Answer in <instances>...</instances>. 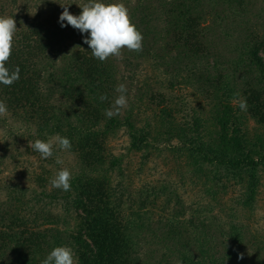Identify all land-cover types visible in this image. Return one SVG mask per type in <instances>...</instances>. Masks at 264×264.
I'll list each match as a JSON object with an SVG mask.
<instances>
[{
  "label": "trees",
  "instance_id": "obj_1",
  "mask_svg": "<svg viewBox=\"0 0 264 264\" xmlns=\"http://www.w3.org/2000/svg\"><path fill=\"white\" fill-rule=\"evenodd\" d=\"M206 1L220 7L205 12ZM244 1L158 0L160 15L133 22L143 35V48L125 49L124 74L115 56L100 61L92 55L84 43L89 33L61 27L64 7L79 15L89 0H0V15L12 16L17 25L6 67L20 69L18 81L0 84V100L9 116L25 125L32 143L59 135L72 144L70 150L54 148L52 157L41 160L46 164L40 173L29 177L38 192L28 186L27 194L12 178L0 181V264H42L62 245L73 249L78 264H170L169 251L177 264H264L259 252L264 244L254 255L248 251L249 225L236 215L253 211L264 176V55H259L264 54V34L251 25L233 38L218 26L223 37L235 40L224 55L213 42L220 34L205 23L207 14L220 17L226 5L244 10ZM104 2L128 7L131 0ZM135 9H128L131 16ZM158 18L162 24L153 23ZM141 58L150 71L141 69ZM137 72L146 81L131 94ZM153 81L156 88L150 87ZM120 84L127 88V107L108 118L105 110L120 95ZM242 99L246 111L238 106ZM121 130L128 150L141 152L142 159L168 149L183 176L221 207L228 190L235 193L227 205L233 211L228 219L205 213L210 210L206 204L197 205L186 219L182 206L171 208L170 216L162 213L153 223L156 212L150 205L156 200L146 198L149 193L122 200L124 191H117L111 173H121L123 159L109 145ZM63 155L77 164L67 192L51 186L55 173L46 168L50 163L57 167L55 158ZM151 228L159 237L154 242L162 245L158 261L140 255L139 231ZM161 231L164 236H158Z\"/></svg>",
  "mask_w": 264,
  "mask_h": 264
},
{
  "label": "rangeland",
  "instance_id": "obj_2",
  "mask_svg": "<svg viewBox=\"0 0 264 264\" xmlns=\"http://www.w3.org/2000/svg\"><path fill=\"white\" fill-rule=\"evenodd\" d=\"M244 3V10H241L237 4L231 7L226 5L228 8L226 6L223 8L224 11L220 13V17L212 15L214 10H217L220 6H217L213 1H206L204 3L205 12H209L210 7H214L211 11L212 13L207 14L205 23L209 22L214 30H217L216 33L220 34V37L217 35V40L213 42L224 55L228 54L231 49L234 48L235 40L230 37H227L228 39L223 37L222 33L219 32L218 26L227 29L231 35L233 34V38L238 36L240 32L242 34V31L246 30V27H251V25H253L254 30L264 34V1L245 0ZM133 5H135L137 9H135L133 16H130L135 23H138L144 15L158 16L162 13L158 0H131L127 8H133ZM143 6H147V8L141 9ZM212 18L217 20L216 25H213L211 22ZM159 22L162 24L160 18L153 23L158 24ZM141 26L142 25H140V27ZM161 26L162 25L159 27L162 32ZM125 49L122 50L121 57H116L117 66L120 68L121 72L124 71V74H126V70H123V58L127 56V54H124ZM259 55L262 56L264 54L260 52ZM60 63L61 61L59 60L58 64ZM140 67L144 72L150 71L148 62L144 58L140 60ZM141 80H145V78L137 72L135 80L131 82L132 85L129 88L131 94H134L138 90L135 86L139 85ZM128 83L129 79L125 80L126 86L129 85ZM146 83H148V81ZM154 86L155 84L153 81L150 87L156 88ZM120 112L123 114V108ZM27 134L28 132L25 129V125L21 122H16L8 113L6 116L0 117V181L3 182L10 178L15 179L26 187L25 189L28 194V191L31 190L34 185L37 192L39 191L35 182L32 183L29 181L32 179L29 177H34L35 173H40V166L44 163L46 164V162L41 161L42 158L38 157L30 150V145L33 143L31 139L26 138ZM109 145L112 153L115 155H122L123 159L120 170L121 173L116 169L111 173L113 185L117 191H121L122 194L124 191L122 200L124 199L127 202L128 195L145 198L146 193H149L146 198H153L156 200L154 201L155 205H150L153 212H156L155 214L153 213V223H155L157 218H160V214L165 213L168 217L170 216L171 208H178L181 206L183 218H188L189 215L193 214V210L197 205L207 204L210 210L209 212L205 211V213L207 212L208 215H217L220 219L219 221L228 219V215L233 212L227 205H229V200L235 193H231L228 190V193L224 195L226 198V206L221 207L217 202L211 200L210 195H205L203 191H201L199 184H191L188 176L186 174L185 177L183 176V172H180L177 168L178 165L176 164L175 157L168 149L164 148L162 151L157 152V155L150 154L145 158L146 160L144 158L142 159L141 152L128 150L127 147L129 142L123 130L118 131V133L110 139ZM57 158L63 161V164H57L59 169L55 166L53 167L52 163L46 167L49 168L51 172L54 171L53 173H55V175V170L57 169V171H60L62 168H67L73 172L77 170L76 160L73 156L63 155ZM140 160L143 161L140 162ZM261 181L257 202L253 211L246 209L236 213L237 219H239L240 222L249 225L245 242L248 245V251L253 255L256 254V250L258 251L257 248L264 244V176ZM155 195L157 198H154ZM45 200L46 199H43V201ZM52 206L53 205H51V207ZM58 206L61 205L58 204ZM50 210L54 213L61 212L56 208ZM156 225L158 226V224ZM153 229H155L156 232L158 231V228ZM158 236H164V233L161 231ZM139 237L141 240L139 244L142 258L147 260L149 259L148 257L152 255L154 257L151 259L158 261L159 258L162 257V245L159 244V242H154V240H157L159 237L153 234L152 228L149 231L147 229L140 230ZM169 246L172 249L174 248L172 245ZM259 252L263 254L264 257V249H260ZM167 253L170 254L168 257H170L172 261L170 264H177L178 260L176 257H173V253L170 251ZM151 259H149V261H151Z\"/></svg>",
  "mask_w": 264,
  "mask_h": 264
},
{
  "label": "clouds",
  "instance_id": "obj_3",
  "mask_svg": "<svg viewBox=\"0 0 264 264\" xmlns=\"http://www.w3.org/2000/svg\"><path fill=\"white\" fill-rule=\"evenodd\" d=\"M80 6V5H79ZM81 7V6H80ZM82 8L79 15L72 14L68 7L60 14L59 22L61 27L71 25L82 34L89 33L84 37V43L89 45L92 55L100 61L107 60L110 56L121 57L122 50L142 51L143 35L133 23L128 8L123 3H106L104 0H89ZM66 22V24H65ZM17 31L16 21L12 16L0 15V84L11 86L20 79V69L16 66L14 70L6 67L13 47L14 38ZM116 91L120 93L114 100L111 108L105 110L108 118L118 115L122 108L128 104L125 93L127 88L120 84ZM100 99L106 100V95H101ZM241 111L247 110V101L242 99L239 102ZM8 113L7 105L0 100V117ZM30 147L40 153L42 159L50 158L54 155V148L70 150L71 141L67 137L57 135L48 140L37 139ZM57 164H63L59 158ZM72 173L67 168H62L50 181L51 186L65 192L71 190ZM240 258H243L241 254ZM42 264H78L71 247L62 245L54 247L47 255Z\"/></svg>",
  "mask_w": 264,
  "mask_h": 264
}]
</instances>
